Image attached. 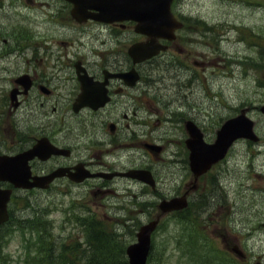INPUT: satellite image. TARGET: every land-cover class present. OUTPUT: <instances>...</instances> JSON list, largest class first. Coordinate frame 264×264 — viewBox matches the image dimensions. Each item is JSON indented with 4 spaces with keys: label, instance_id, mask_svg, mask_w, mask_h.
<instances>
[{
    "label": "flooded vegetation",
    "instance_id": "obj_1",
    "mask_svg": "<svg viewBox=\"0 0 264 264\" xmlns=\"http://www.w3.org/2000/svg\"><path fill=\"white\" fill-rule=\"evenodd\" d=\"M50 1L66 4L62 0ZM259 2V9L264 11V0ZM132 26L134 25L130 22H77L66 8H58L53 10L47 18V24L35 35L29 28L20 40L13 42L15 48L21 49L17 57L20 65L15 69L16 72L3 73L0 76H7L13 86H18L17 78L25 74L30 81V87L25 95L20 96L19 107L11 110L15 118L11 119L10 116L8 121L0 123V141L9 142L12 155L24 152L40 138L48 136H51L53 143H68L74 150L72 154L70 150L69 156L44 157L37 154L23 162L22 168L29 179L27 182L33 181L34 176H43L58 167H85L92 168L95 173L103 172L112 167L104 157L96 156L97 152L103 151V146L112 144V148L118 149L128 144L129 139L132 142L135 137L143 136L142 125H139L137 134L131 130V125L141 124V119L143 120L141 113L144 108L142 101L146 82L145 68L149 60L138 64L130 63V39L131 44L144 39L137 33L130 35ZM187 26L185 32H178L176 38L169 42V51L173 52L169 58L184 61L186 68L183 72L188 71L190 65L187 58L193 55L204 57L201 62L204 70L207 63H218V49H206L205 52L198 53L192 47L187 48V43L192 41V26ZM234 29L235 47L232 52H228V57L233 58L234 70L236 71L237 31L239 40L247 42L246 48L239 51L238 57L242 58L243 54L245 59L243 66L238 64L240 72L245 76L264 77V41H256V36H248L240 26L235 25ZM218 39V31H209L208 27L202 31L201 42L205 45H212ZM256 44L259 45L252 46ZM164 54L166 53H161L159 57ZM132 69L138 71V79L133 85L124 74ZM88 86L92 87V101L98 105L95 109L84 108L81 113L91 114V119H85L84 122L94 121L95 132L91 144L87 141L82 146H77L71 135L66 142L65 130L59 132L58 129L64 125L66 114L71 112L72 107L74 110L79 95ZM25 116L29 117L26 119ZM3 133L4 136H1ZM151 140L160 141L158 138ZM94 180L100 184L106 183L100 177ZM111 181L118 182V179ZM13 183L2 182L5 186H14Z\"/></svg>",
    "mask_w": 264,
    "mask_h": 264
},
{
    "label": "rangeland",
    "instance_id": "obj_2",
    "mask_svg": "<svg viewBox=\"0 0 264 264\" xmlns=\"http://www.w3.org/2000/svg\"><path fill=\"white\" fill-rule=\"evenodd\" d=\"M236 0H181L179 2V5L177 8H179L180 12L188 13L190 10H193L194 14H202L204 16H208L210 19L215 17H228L229 19H236L234 16L236 15V12H238V9L236 6ZM242 13V12H240ZM243 14V13H242ZM255 12H249L246 11L243 15H250V19L252 17V20L254 19ZM242 19L246 20L245 18L241 17ZM247 21V20H246ZM260 24L264 27V18L261 20ZM237 46V45H236ZM209 86L207 85V98L203 101V107L204 110L203 115L206 116L208 114H213V116H217L220 118L223 115H227L232 111L231 103L232 99L236 96V105L238 104V100L240 98L246 99L248 95H254V91H248L249 85L254 88L253 84L254 81H246L245 79H236V81L230 77L227 76H221V77H210L208 80ZM200 83L197 85L199 86ZM190 94V93H189ZM215 94V95H214ZM253 96V97H254ZM264 96L262 94H257L256 99H262ZM180 102L184 101L183 98H179ZM166 98L161 96V105L163 107H166L165 105ZM179 102V103H180ZM189 102V101H188ZM199 104L200 102H193V104ZM204 106H207V108H204ZM196 110V108H195ZM218 111V114H215V112ZM199 115L201 117V114L198 112H193ZM255 119L257 121V128L260 131L264 132V114L258 113L255 116ZM168 126V125H167ZM210 131V128H209ZM178 134L181 133L180 130H177ZM253 146H250L249 144H246L245 142H240L236 144V146L231 150L229 157L227 158L226 162H224L222 165L214 168V170L206 176V178L209 181V184L211 185V189L214 188V184L222 185L221 181H223L226 185V187L222 188L220 191V200L224 201L221 202L216 207L212 208L209 214H205L206 218L202 219L204 221H212V230L217 231L219 234L225 233L230 234L228 237L231 239H234L236 241V236H233L231 232H228L226 229V225H223V222L226 223L231 229L233 227L232 221H231V215L236 214V206L234 205V201H239L240 203L242 201L250 202L251 199L248 196H251L253 191L246 188H241L239 185V181L242 179V177L246 174L244 170H248L251 160L259 156V159L257 160V163H261V160H264V141H262L259 145L256 147V151L253 154L250 150ZM248 173V171H247ZM257 180H260L256 178ZM245 186L246 183V177L244 178ZM251 182V181H249ZM204 186H206L205 183L201 182V190L204 189ZM219 190V187H217ZM50 198L48 200H51L61 206V201L59 202V199H61V196L58 195V193H49L46 194ZM259 201V200H258ZM226 202V203H225ZM235 208H233V207ZM193 210H196L194 208ZM64 214L58 209L54 210L51 216H57L61 217ZM235 216V215H234ZM252 221L248 223L250 227H253L255 229L254 234L255 236L250 237L246 236L244 240L242 241L243 245L249 249L253 248L255 251H252V254H254L256 251H264V225L260 223L264 219V204H257L255 206V210L250 215ZM259 218H262V220H259ZM225 219V220H224ZM241 224V223H240ZM247 224V223H246ZM179 226L176 224L171 223L168 227L169 233L166 232L164 235L159 236V238H167L168 242L165 243L169 248L175 242H173L172 239L169 238L170 234L174 231L176 232V229ZM240 227V225H236V228ZM234 228V227H233ZM225 229V230H224ZM236 234V230H234ZM219 242V246L221 248H225V245L223 242L219 239L216 243ZM16 245H22V241L20 239L19 233H14L11 237L7 250L12 252L14 248H16ZM24 253L22 249L20 248V251L15 257L10 256L9 260L14 259H21L22 262H8V264H24L23 262ZM172 263V261L170 262ZM1 264V263H0ZM205 264H213L212 260H206Z\"/></svg>",
    "mask_w": 264,
    "mask_h": 264
},
{
    "label": "water",
    "instance_id": "obj_3",
    "mask_svg": "<svg viewBox=\"0 0 264 264\" xmlns=\"http://www.w3.org/2000/svg\"><path fill=\"white\" fill-rule=\"evenodd\" d=\"M76 7L74 12L83 13L88 8L97 9L96 17L102 19H122L123 17H135L141 21L145 28H152L159 32L170 25V4L172 0H72ZM238 117L230 120L219 133L216 144L196 147L195 162L193 168L196 174L205 170L212 161L224 156L234 138L243 135L253 137L252 123L242 122ZM241 123L244 124L240 125ZM173 203L167 204V208L173 207ZM140 244L130 251L133 264H145L146 251L149 246V234L145 230L140 234Z\"/></svg>",
    "mask_w": 264,
    "mask_h": 264
},
{
    "label": "trees",
    "instance_id": "obj_4",
    "mask_svg": "<svg viewBox=\"0 0 264 264\" xmlns=\"http://www.w3.org/2000/svg\"><path fill=\"white\" fill-rule=\"evenodd\" d=\"M101 251H102V254L104 255V257H106V254L103 252V250H101ZM107 259H115V258L113 256L109 255V256H107ZM118 260L120 261V262L117 261L118 264H125L122 258H119ZM107 264H114V263H107Z\"/></svg>",
    "mask_w": 264,
    "mask_h": 264
},
{
    "label": "bare ground",
    "instance_id": "obj_5",
    "mask_svg": "<svg viewBox=\"0 0 264 264\" xmlns=\"http://www.w3.org/2000/svg\"><path fill=\"white\" fill-rule=\"evenodd\" d=\"M102 243V242H101ZM98 250H91V253L94 254V255H97L98 254Z\"/></svg>",
    "mask_w": 264,
    "mask_h": 264
}]
</instances>
